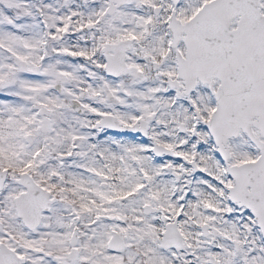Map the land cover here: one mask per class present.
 I'll return each mask as SVG.
<instances>
[{
    "label": "snow or ice",
    "instance_id": "1",
    "mask_svg": "<svg viewBox=\"0 0 264 264\" xmlns=\"http://www.w3.org/2000/svg\"><path fill=\"white\" fill-rule=\"evenodd\" d=\"M0 264H264V0H0Z\"/></svg>",
    "mask_w": 264,
    "mask_h": 264
}]
</instances>
